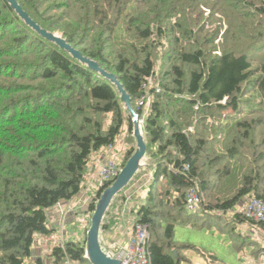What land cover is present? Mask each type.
Listing matches in <instances>:
<instances>
[{
    "label": "trees",
    "instance_id": "trees-1",
    "mask_svg": "<svg viewBox=\"0 0 264 264\" xmlns=\"http://www.w3.org/2000/svg\"><path fill=\"white\" fill-rule=\"evenodd\" d=\"M17 1L41 28L59 31L83 56L114 74L143 120L147 153L142 167L112 200L101 234L118 225L127 201L124 192L152 172L135 222L147 225L150 233L147 264H182L188 261V251L219 262L201 247L176 242L177 225L228 236L238 257L235 244L243 241L241 235L205 207L215 177L228 174H221L218 150L228 122L244 133L238 146L232 145L236 139L227 146L225 155L234 160L257 143L251 155L254 167L234 198L210 209L227 213L246 196L264 202V120L250 119L260 113L251 102L264 105V56L253 59L248 52L224 46L218 50L211 45L218 31L206 51L201 7L210 10L212 21L220 11L229 24L226 33L234 32L252 49H264V23L251 32L264 19V0ZM127 12L133 18L125 25L121 17ZM241 25H248L244 37ZM249 90L254 100L244 99ZM147 94L150 101L146 98V105L138 107L137 101ZM128 120V134L136 143L131 117ZM125 122V105L113 84L43 38L8 0H0V264H31L37 236L55 232L48 226V211L81 193L95 155L117 147ZM135 149L132 143L123 150L121 169ZM114 182L99 186L88 214ZM193 188L202 198L200 214L186 207ZM85 251L86 241L67 242L64 248L55 247L51 256L54 264L66 259L90 264ZM34 263L41 264V259Z\"/></svg>",
    "mask_w": 264,
    "mask_h": 264
},
{
    "label": "rangeland",
    "instance_id": "rangeland-1",
    "mask_svg": "<svg viewBox=\"0 0 264 264\" xmlns=\"http://www.w3.org/2000/svg\"><path fill=\"white\" fill-rule=\"evenodd\" d=\"M201 10L204 13V17L200 25L204 24L203 26L205 28V31L204 30L200 31L201 32V42L206 43L204 47L206 51H208V48H211L209 45L210 41H212L211 38L218 31L219 33L218 38H216L213 44H211L212 46L214 45L217 46L218 50H221V48L224 46L225 48H228V50H233V51L236 50L238 53L248 52L250 55V58H253V59L254 58L260 59L264 56L263 48L255 46L252 49L250 46H247V42L244 39H242L238 35H235L234 32L226 33L227 32L226 30L228 29L229 24L226 20L221 19L219 10H217L213 21L211 20L210 10L207 9V7L202 6ZM128 12L122 15L121 17V22L124 23L125 25L127 24L125 20L129 21L130 19L133 18L132 14ZM237 22L239 21H236V23ZM263 23H264V19L258 21L255 24L253 31L251 32L256 33L258 32V30H261ZM247 28H248V25L240 26V34L242 37L245 36V33L243 31ZM55 34L63 37L62 33H60L59 31L55 32ZM235 43H237V48H234ZM198 45L201 46L200 43H198ZM158 60L159 62L157 66L159 67L160 62L162 60L161 59H158ZM159 90H160V87L158 86L157 91ZM253 95H255V93L249 90L247 94L245 95L244 99L251 98L252 100H254ZM146 96H147V99H149L150 101L149 94H147ZM251 103L255 104L254 105L255 108H257L258 111L260 110L259 111L260 113L251 115L250 119L251 118H263L264 120V105L260 106L258 103H253V102ZM126 111L127 110L125 109L126 122H125V127H124V132H123L124 134L119 138L117 147L115 146L111 151H109V149L107 148L104 152L98 153L94 157V159L97 158V160L93 159L92 164H90L89 175L92 176L93 178L92 180L94 179L99 180L97 178L98 171L100 169V165L104 157L107 154L109 156H113L119 163H121L123 161V154H122L123 150L125 151L128 147H130V144L132 143L136 144L134 139L130 137V135L128 134V127H129L128 118L130 116L128 117L129 114H127ZM141 125L143 127V124ZM237 128L238 127H236L233 122H228V126L225 129H222L223 131L225 130V132L223 133V137L221 138L222 142L220 143L218 150H219V156L223 158V160L221 164L219 165V168L222 171L221 174L223 172L224 174L228 172V174L225 175L222 179H218L217 177H215L217 180V183L215 187L209 193L210 196L206 200L207 206L205 207V209L211 212L212 217L222 218L223 219L221 220L222 222H230L231 227H234L235 228L234 230H236L237 233L241 235L243 241H240L239 244H235V246L240 249L238 257L232 251V247H230V245L229 247L226 246V243L229 241L228 236L222 235L221 233L219 236H213L207 233L205 230L191 228L189 226L177 225L176 230H175V240L176 242L191 243L193 245L201 247L205 249L206 251H208L209 253L214 254L218 258V260L222 263H226V264H264V226H262L261 223L258 221L253 220L254 223H252V220L246 221V220L241 219V217L238 218L237 216L238 213L243 214L245 216L244 208L251 198L250 197L248 198V196H246V197L239 199L237 202V205L231 211L227 213L226 212L220 213L219 211H212L210 209L211 206H214L217 203H221L226 200H230L234 198L239 188L243 184L244 177L246 175H250L254 167V162H253V159L251 158V155H252V147L255 148L257 143H255L252 147L247 146L244 150H241L242 154L237 156L234 160L229 159L225 155L227 146L231 145L235 141V139L236 141L232 144L233 146H238L241 142V135L244 133V130L238 131ZM261 132L264 133V124H262L261 126ZM127 140L128 142L129 141L130 142L127 143ZM101 154H103L102 159L100 158ZM144 182L146 183L147 180L144 179ZM101 184L102 182H92V181H90V184H88V181H87L85 188L81 191V193L76 198L70 201H63L64 204L65 202H67L66 205L70 206V207L65 208V212H64L65 214L68 212L70 214V212L72 213L74 210H77L75 214L76 221L74 220L73 222H70L68 224V226L71 225L70 226L71 230H69V235H68L69 238L65 242L58 241L57 245L52 244L53 247L55 246V247L64 248V245L67 242H76V243L82 244L87 240V232L91 225L92 215L94 213L93 212L91 214H88L87 212L88 206L92 201V197L90 198L91 200L88 203L86 198L85 199L81 198L83 200L79 201L80 199L79 196L95 195L96 191L100 189L99 186ZM146 185L148 186V184ZM139 187H140V184H139ZM137 197L138 196H134V197L131 196L130 202H132L133 200L134 201L139 200V198L137 199ZM60 204L57 205L59 206L58 208H60ZM87 204L88 206L86 208ZM71 208L73 209L71 210ZM197 213L200 214L199 212ZM125 217L128 220L127 226L129 228H132V231H133L134 230L133 227L137 219L136 213H132V214L128 213L126 214ZM65 225L67 226V224ZM48 226L50 229H52L51 227L53 226L54 228H56L55 221L52 222L51 224L49 222ZM111 231L113 230L110 229L105 232L103 231V233L100 234L101 246H102L103 251L106 254L112 248L113 245L118 244L117 242L113 240ZM209 231L215 232V230H209ZM54 233L50 234L49 236H46V241L51 243V239ZM54 238H56V240L57 239L59 240V238H57V235ZM38 245L40 246L39 240L36 241L34 248H36ZM53 249H51V255H52ZM85 255H86V251H85ZM32 261L33 262L35 261L33 260V257L31 259V264H33ZM66 261H70L72 264H75L70 259H66L61 264H64Z\"/></svg>",
    "mask_w": 264,
    "mask_h": 264
},
{
    "label": "water",
    "instance_id": "water-1",
    "mask_svg": "<svg viewBox=\"0 0 264 264\" xmlns=\"http://www.w3.org/2000/svg\"><path fill=\"white\" fill-rule=\"evenodd\" d=\"M10 6L22 18V20L36 31L43 38L55 43L61 49L67 51L73 58L86 65L89 69L99 73L103 78L113 84L121 96V101L125 105L131 120L133 122V135L136 139V149L134 154L121 169L115 182L108 188L104 189L100 199L96 203L95 211L92 215L91 225L87 232L86 255L85 258L90 264H122L120 260L108 256L102 249L100 242L101 226L106 212L116 195L120 194L134 179L139 169L142 167V161L147 153V145L143 136L140 115L132 106L130 95L126 92L124 86L118 78L104 70L99 64L81 54L78 50L68 44L62 36L48 32L41 28L29 15L23 10L17 0H8Z\"/></svg>",
    "mask_w": 264,
    "mask_h": 264
},
{
    "label": "crops",
    "instance_id": "crops-1",
    "mask_svg": "<svg viewBox=\"0 0 264 264\" xmlns=\"http://www.w3.org/2000/svg\"><path fill=\"white\" fill-rule=\"evenodd\" d=\"M103 154L100 155V158L102 159ZM94 160H97V158H95ZM95 163V162H94ZM92 176H90V179L88 181V184H90V181L92 180ZM144 179L147 180V182H144ZM152 180V172H149L148 176H145L141 181H139L138 183H136L134 185H132V187L128 188L125 192H124V196L127 198V201L125 203L124 209L122 211L121 216L118 219V225L116 226V228L111 231L112 232V238L115 242L119 243V244H123L125 243L128 238L131 236L132 234V228H129L127 225V219H126V214L128 213H136V211L138 210V208L146 201L147 198V192H148V186L146 184H149V181ZM144 188V189H143ZM131 196H138L137 199L139 198V200H133L132 202H130ZM92 196H79V201L83 200V199H87L88 203L91 200ZM83 198V199H81ZM76 200V199H75ZM74 201V200H73ZM134 203V205H133ZM67 202H62L60 204V208H58L59 206H55L53 208H51L48 211V216H49V222L50 224L52 222L55 221L56 224V228L51 227L52 229H55L56 232L54 233L52 239H51V243L46 241V236H42L39 235L37 236V240H39V244L36 248L33 249V260H37V259H41V264H54L55 260L53 257H51V249H53L54 247L52 246V244L57 245L58 241H63L65 242L69 237V230H71V225L68 226V224L70 222H73L76 219V211L74 210L72 213L69 212L68 213H64L65 212V208L66 207H70L66 205ZM85 206V205H84ZM88 204L86 205L87 208ZM73 208H71L72 210ZM74 214V215H72ZM76 221V220H75ZM121 221V223H120ZM67 224V226L65 225ZM108 231V230H106ZM207 233H209L210 235L213 236H219L220 233H218L217 231L212 232L209 230H205ZM105 232V231H104ZM59 238V240L54 237ZM71 238V237H70ZM42 241H41V240ZM232 247L231 245V241L229 240L226 243V246ZM53 247V248H52ZM232 251L234 252V250L232 249ZM235 253V252H234ZM187 255L188 261L186 262H182V264H226V263H222V262H217V263H212L211 261H209L208 259H205L204 257H202L200 254L194 252V251H188L185 253ZM33 264H36L33 262Z\"/></svg>",
    "mask_w": 264,
    "mask_h": 264
},
{
    "label": "built area",
    "instance_id": "built-area-1",
    "mask_svg": "<svg viewBox=\"0 0 264 264\" xmlns=\"http://www.w3.org/2000/svg\"><path fill=\"white\" fill-rule=\"evenodd\" d=\"M144 95L139 101V107H144ZM198 108V106H197ZM143 124V120H141ZM111 151V149H109ZM121 163H119L113 156L108 154L104 157L97 178L99 180H91L92 182H107L116 180L120 171ZM202 198L196 189H191L186 196V207L190 212H199ZM244 214L247 218L258 222H264V202L258 198H252L248 201L244 208ZM134 230L131 237L123 244H115L107 252V254L115 259L121 261L122 264H147L146 246L150 240V233L147 225L137 223L134 225ZM64 264H72L66 261Z\"/></svg>",
    "mask_w": 264,
    "mask_h": 264
},
{
    "label": "bare ground",
    "instance_id": "bare-ground-1",
    "mask_svg": "<svg viewBox=\"0 0 264 264\" xmlns=\"http://www.w3.org/2000/svg\"><path fill=\"white\" fill-rule=\"evenodd\" d=\"M140 100H141V99H139V100L137 101V105H138V103H139ZM145 105H146V100H145ZM145 105H144V106H145ZM138 107H139V105H138ZM140 108H141V107H140ZM113 148H114V146H110L108 149H111V150H112Z\"/></svg>",
    "mask_w": 264,
    "mask_h": 264
}]
</instances>
